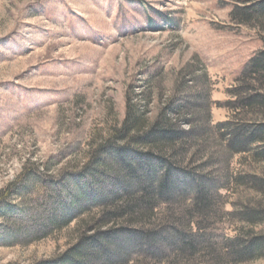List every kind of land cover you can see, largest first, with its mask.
<instances>
[{"label": "rangeland", "instance_id": "374dc122", "mask_svg": "<svg viewBox=\"0 0 264 264\" xmlns=\"http://www.w3.org/2000/svg\"><path fill=\"white\" fill-rule=\"evenodd\" d=\"M250 5L240 0H0V193L11 185L16 191L8 200L12 217H0V264L57 259L93 233L78 221L99 217L96 212L76 215L61 229L49 224L71 211L78 195L74 179L86 172L98 145L111 139L130 107L152 122L168 116L180 130L194 133L187 158L215 181L219 195L203 240L219 250L239 235L233 205L238 197L251 196L236 178L261 166L250 153L228 151L225 127L241 119L236 94L250 84L261 89L258 82L238 81L264 48L262 27L241 15ZM182 202L162 204L152 224L170 225L174 220L168 215L177 217ZM165 239L168 244L157 249L169 258L160 264H199V254L176 256L174 235ZM149 251V246L138 249L133 264H157Z\"/></svg>", "mask_w": 264, "mask_h": 264}, {"label": "trees", "instance_id": "16d2710c", "mask_svg": "<svg viewBox=\"0 0 264 264\" xmlns=\"http://www.w3.org/2000/svg\"><path fill=\"white\" fill-rule=\"evenodd\" d=\"M240 1L251 4L241 10L243 19L257 23L264 31V0ZM238 81L258 82L261 86L256 89L250 84L236 94L237 109L242 110L237 117L241 119L225 127L228 151L250 153L251 161L261 166V170L259 167L248 176L236 178L237 185L248 186L251 196H247V201L238 197L233 205V216L240 222L238 236L219 250L212 248L206 238L203 240L209 213L219 195L215 181L203 174L201 165L193 167L192 159L187 158L194 133L180 130L168 116L152 122L130 107L111 139L98 145L86 172L80 174L83 177L72 176L78 195L69 204L71 211L66 210L49 224L61 229L77 217L96 212L99 217L78 221V225L93 233H85L57 259L40 264H133L137 250L145 246L152 249L147 256L158 259L160 264L169 257L157 248L168 244L165 238L169 235L176 238V256L193 259L199 254V264L264 261V48L246 65ZM249 116L261 121L250 122ZM197 153L198 150L191 155ZM25 171L26 167L20 175ZM29 176L35 174L30 172ZM86 179L93 183L92 187H85ZM14 190L11 185L0 193V217H12L14 207L8 200ZM179 201H183L184 208L177 217L173 212L168 215L174 220L170 225L163 228L152 224L162 204L174 206ZM184 202L191 203L187 206Z\"/></svg>", "mask_w": 264, "mask_h": 264}]
</instances>
